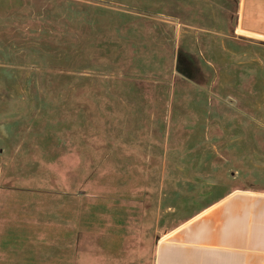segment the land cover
<instances>
[{
  "label": "rangeland",
  "instance_id": "1",
  "mask_svg": "<svg viewBox=\"0 0 264 264\" xmlns=\"http://www.w3.org/2000/svg\"><path fill=\"white\" fill-rule=\"evenodd\" d=\"M239 2L0 0V264H155L264 189V37Z\"/></svg>",
  "mask_w": 264,
  "mask_h": 264
},
{
  "label": "crops",
  "instance_id": "2",
  "mask_svg": "<svg viewBox=\"0 0 264 264\" xmlns=\"http://www.w3.org/2000/svg\"><path fill=\"white\" fill-rule=\"evenodd\" d=\"M239 5V23L264 37V0ZM156 257L155 264H264V189L232 190L167 234Z\"/></svg>",
  "mask_w": 264,
  "mask_h": 264
}]
</instances>
